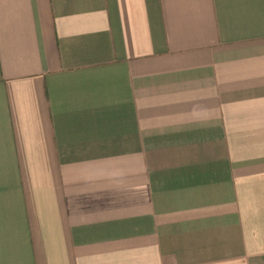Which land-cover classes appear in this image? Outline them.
<instances>
[{"label":"crops","instance_id":"crops-1","mask_svg":"<svg viewBox=\"0 0 264 264\" xmlns=\"http://www.w3.org/2000/svg\"><path fill=\"white\" fill-rule=\"evenodd\" d=\"M0 264H264V0H0Z\"/></svg>","mask_w":264,"mask_h":264}]
</instances>
